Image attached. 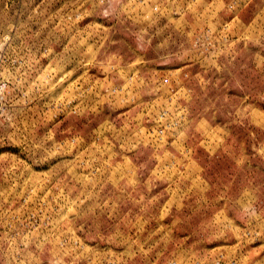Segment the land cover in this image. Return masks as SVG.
Returning a JSON list of instances; mask_svg holds the SVG:
<instances>
[{"label": "rangeland", "instance_id": "374dc122", "mask_svg": "<svg viewBox=\"0 0 264 264\" xmlns=\"http://www.w3.org/2000/svg\"><path fill=\"white\" fill-rule=\"evenodd\" d=\"M0 264H264V0H0Z\"/></svg>", "mask_w": 264, "mask_h": 264}, {"label": "built area", "instance_id": "2783aa9c", "mask_svg": "<svg viewBox=\"0 0 264 264\" xmlns=\"http://www.w3.org/2000/svg\"><path fill=\"white\" fill-rule=\"evenodd\" d=\"M4 88H5V81H3L2 79H0V100L3 97Z\"/></svg>", "mask_w": 264, "mask_h": 264}]
</instances>
